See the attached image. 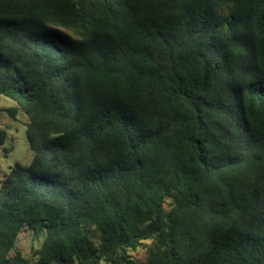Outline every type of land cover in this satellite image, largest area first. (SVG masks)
Wrapping results in <instances>:
<instances>
[{"label":"trees","instance_id":"1","mask_svg":"<svg viewBox=\"0 0 264 264\" xmlns=\"http://www.w3.org/2000/svg\"><path fill=\"white\" fill-rule=\"evenodd\" d=\"M0 96V264H264V0H0Z\"/></svg>","mask_w":264,"mask_h":264},{"label":"rangeland","instance_id":"2","mask_svg":"<svg viewBox=\"0 0 264 264\" xmlns=\"http://www.w3.org/2000/svg\"><path fill=\"white\" fill-rule=\"evenodd\" d=\"M14 101L0 96V132L3 135L0 142V183L9 172L11 166L18 163L28 166L33 157V152L27 145L25 138L26 117L21 110L17 109L15 114L10 115L6 109L16 108ZM40 238H32L30 233H22L19 237L17 248L21 253L28 257L31 248H37L41 243ZM142 250L133 253V256L141 257Z\"/></svg>","mask_w":264,"mask_h":264}]
</instances>
